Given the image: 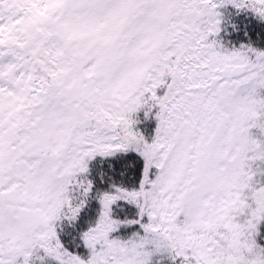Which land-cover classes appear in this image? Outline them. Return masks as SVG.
Masks as SVG:
<instances>
[{
	"label": "snow or ice",
	"instance_id": "obj_1",
	"mask_svg": "<svg viewBox=\"0 0 264 264\" xmlns=\"http://www.w3.org/2000/svg\"><path fill=\"white\" fill-rule=\"evenodd\" d=\"M0 264H264V0H0Z\"/></svg>",
	"mask_w": 264,
	"mask_h": 264
}]
</instances>
